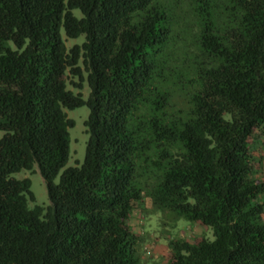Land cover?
I'll use <instances>...</instances> for the list:
<instances>
[{"label": "trees", "instance_id": "16d2710c", "mask_svg": "<svg viewBox=\"0 0 264 264\" xmlns=\"http://www.w3.org/2000/svg\"><path fill=\"white\" fill-rule=\"evenodd\" d=\"M263 130L264 0H0V264H264Z\"/></svg>", "mask_w": 264, "mask_h": 264}, {"label": "rangeland", "instance_id": "374dc122", "mask_svg": "<svg viewBox=\"0 0 264 264\" xmlns=\"http://www.w3.org/2000/svg\"><path fill=\"white\" fill-rule=\"evenodd\" d=\"M74 14L79 16V11L74 10ZM61 34L64 37L63 30H61ZM83 36H79L77 38H66L64 43L68 48L73 43L81 42ZM68 89H72L67 85ZM84 89L82 91L84 97L87 95L88 87L87 83L84 80ZM74 93H76L75 89H72ZM67 117L73 120V126L68 128L69 135V155L64 167L60 170L58 175L55 178L57 181L59 174L61 171L68 166H78L82 163L85 152V144L87 141V133L85 131L84 121L88 115V108L85 105L75 107L73 109H67ZM2 135V131H0V136ZM264 136L263 131H257L254 134V137H250L249 149L257 156H263L264 152V141L262 142ZM261 144V145H258ZM11 176L15 178H28L30 181V190L34 195V200H27L28 207H32L35 204L46 206L49 203L45 184L43 179L37 169L34 170H25L22 169L18 172H14ZM151 220V219H150ZM152 221V220H151ZM179 223L187 222L184 219H179ZM153 224V223H152ZM155 225V224H153ZM135 233L139 234V228H134ZM174 231L177 232V236L186 235L188 238L199 237L200 235H204L209 237L211 235L209 229L199 225L194 224L193 226L188 227H178ZM175 232V234H176ZM175 234L173 236H175ZM211 238V237H210ZM148 242L145 243L147 249L145 250L146 255H144V259L148 264H162L164 261H167L169 258V250L167 247V236L165 234L160 235L154 230V226H149V234H148ZM143 256V255H142Z\"/></svg>", "mask_w": 264, "mask_h": 264}, {"label": "crops", "instance_id": "0c3cea01", "mask_svg": "<svg viewBox=\"0 0 264 264\" xmlns=\"http://www.w3.org/2000/svg\"><path fill=\"white\" fill-rule=\"evenodd\" d=\"M262 142L264 141V136H263V140H261ZM258 145H261V144H258ZM264 150V149H263ZM254 154V153H253ZM258 157V158H257ZM260 158H262L263 159V161H262V163H263V165H264V152H263V156H260ZM256 159H259V156L257 155L256 156ZM262 169H264V166H263V168ZM261 176L263 177V179H264V171H263V173H261ZM262 199L264 200V195L262 196Z\"/></svg>", "mask_w": 264, "mask_h": 264}]
</instances>
